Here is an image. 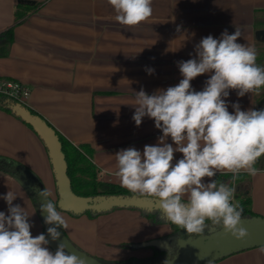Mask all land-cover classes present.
Masks as SVG:
<instances>
[{
  "label": "crops",
  "instance_id": "1",
  "mask_svg": "<svg viewBox=\"0 0 264 264\" xmlns=\"http://www.w3.org/2000/svg\"><path fill=\"white\" fill-rule=\"evenodd\" d=\"M16 1L0 0V31L13 24ZM152 8L146 21L128 27L115 20L116 13L107 0H47L16 26L9 53L0 56V77L28 85L29 108L73 144L91 147L102 181L120 184L116 176L118 151L134 147L143 152L145 145L158 143L162 132L153 119L145 116L140 126L133 120L136 92L143 89L151 95L177 85L183 79L177 62L196 58L195 45L202 38L212 35L219 39L224 30L232 34L239 28L238 43L254 47L257 55L264 49V38L256 37V31L264 28V0H152ZM147 68L154 73L149 75ZM210 75L193 79L192 88L203 90ZM261 90L243 97L237 90H229L225 98L229 112H234L233 103H239L244 111L257 110ZM166 142L173 143L170 137ZM181 158V153H174L173 163ZM0 159L29 169L51 192L50 197L57 199L55 176L43 141L17 115L2 108ZM3 167L0 197L12 191L17 196L13 205L19 204L30 215L32 235L45 234L40 204ZM260 170L257 176H250L249 184L252 208L264 216V169ZM0 211L8 214L2 198ZM59 212L74 243L106 260L145 256L154 249L139 246L140 242L172 233L170 224L149 225L137 209L118 208L95 218ZM262 249L264 246L241 251L213 264H264Z\"/></svg>",
  "mask_w": 264,
  "mask_h": 264
},
{
  "label": "clouds",
  "instance_id": "2",
  "mask_svg": "<svg viewBox=\"0 0 264 264\" xmlns=\"http://www.w3.org/2000/svg\"><path fill=\"white\" fill-rule=\"evenodd\" d=\"M107 3L123 26H139L153 13L152 0ZM240 37V29L235 28L232 34L224 30L219 39L202 38L195 45L196 58L177 62L183 77L177 85L151 95L143 89L136 92L135 124L140 126L147 116L162 135L156 145H145L143 152L129 147L115 154L121 187L138 198H155L166 221L196 236L217 228L237 240L249 235L242 226L244 209L234 201L235 188L215 179L204 181L218 172L232 173L235 180L242 171L253 177L261 171L255 165L264 156V109L244 111L233 103L234 112H229L225 99L229 90L243 97L264 87L257 51L238 43ZM146 71L151 75L155 70ZM205 73L211 75L203 90H194L191 81ZM169 137L173 143L166 142ZM176 152L182 158L173 163ZM33 191L42 198L44 223L53 225L47 236L59 240L58 228H68L66 219L48 199L50 191L35 187ZM0 198L8 205L7 215L0 211V264H85L83 258L67 252L62 241L53 252L44 233L33 236L30 215L19 204L13 205L17 196L12 191Z\"/></svg>",
  "mask_w": 264,
  "mask_h": 264
},
{
  "label": "water",
  "instance_id": "3",
  "mask_svg": "<svg viewBox=\"0 0 264 264\" xmlns=\"http://www.w3.org/2000/svg\"><path fill=\"white\" fill-rule=\"evenodd\" d=\"M256 37L258 39L264 38V28L256 31ZM9 107L15 115L31 125L46 146L57 187V199L53 200L50 196L48 199L57 205L58 211L62 210L76 215H82L87 211L106 213L116 208H136L149 212L160 211L159 202L155 198H138L134 194H99L95 196L76 194L68 175V163L63 150V143L55 127L42 115L33 112L26 104L10 100ZM18 181L25 189L35 193L41 205L42 198L33 191V188L43 190L36 186V182H30L28 179L26 181L18 179ZM44 215L40 210L45 235L54 252L57 245L62 241L66 245V251L83 258L85 264H109L74 243L63 227L58 228L61 233L60 239L52 241L50 236H47V228L53 225L44 223ZM242 226L249 233L242 240H237L230 233L225 234L222 228H217L216 230H206L203 236L185 235L181 232L172 237L157 238L138 244L139 246L158 248L164 253L171 251L173 255L157 262L137 261L136 263L165 264L167 260L168 264H213L232 254L264 246L263 215L242 216Z\"/></svg>",
  "mask_w": 264,
  "mask_h": 264
},
{
  "label": "trees",
  "instance_id": "4",
  "mask_svg": "<svg viewBox=\"0 0 264 264\" xmlns=\"http://www.w3.org/2000/svg\"><path fill=\"white\" fill-rule=\"evenodd\" d=\"M46 1L47 0H17L16 1L15 19L13 24L5 28L4 30L0 31V56H6L9 53L10 47L15 39L16 26L21 24L25 20L29 11L38 9ZM257 64L261 67H264V49H262L257 55ZM4 80H13V79L0 77V82ZM263 88L264 87H262L261 89ZM10 100H14V99L3 93H0V108L12 112L11 108L9 107ZM26 124L29 127H31V125H29L28 123ZM58 134L63 143V150L66 154V160L68 163V175L71 179L72 188L76 194L82 196H95L99 194H130V195L133 194L129 192L126 188L121 187V185L118 183H114L111 181H102L98 179L97 166L92 161L93 150L88 144L75 145L67 138H65L60 132H58ZM3 164L5 166L2 168L4 171L16 176L18 179H22L23 181H26L28 179L30 182L32 181L36 182V186L38 188L42 190L45 189L40 179L23 165H19L15 162L8 163L0 159V166H2ZM255 167L257 169H264V156H262L258 160ZM214 179L217 181V184L227 183L229 187L235 188L234 201L239 202L240 205L243 207L244 209L243 216L257 215V213L252 208V198L250 194V184H249L250 175H248L247 173H239L237 178L233 180L232 173L222 172V173H217ZM246 181H248V183ZM30 193L39 204L35 193L33 192ZM131 209H136V208H131ZM137 210H139L142 213V215L146 217V219L150 222L151 225L170 224L172 228V233L164 237H172L173 235H177V234L179 235L181 232L185 231L181 228H178L175 225H172L170 222L166 221L163 217V213L159 210L152 212L140 210V209ZM102 213L87 211L84 214L88 215L90 218H95L96 216ZM71 214L76 215L73 213ZM206 223L210 224L211 221H206ZM153 249L155 252L160 251L158 248L155 247ZM126 260L140 261V259L133 256L129 257Z\"/></svg>",
  "mask_w": 264,
  "mask_h": 264
},
{
  "label": "rangeland",
  "instance_id": "5",
  "mask_svg": "<svg viewBox=\"0 0 264 264\" xmlns=\"http://www.w3.org/2000/svg\"><path fill=\"white\" fill-rule=\"evenodd\" d=\"M258 94L260 95V97L257 98V102H258L257 105L261 104V102L264 99L263 98L264 97V88ZM147 222L150 225V222L148 220H147ZM165 227H166L167 230L170 229V228H168L167 225H165ZM182 233L185 234V235L188 234L186 231H183ZM159 238H161V237H159ZM140 243H144V242H140ZM151 248L153 249L154 247H150V249ZM139 255L140 256H138V255L135 256L134 255L133 257H136V258L140 259V261L143 260V261H147V262H157L158 260L165 259L166 257H171L173 255V252L168 251V252L164 253L163 251L155 252L154 250H152V252L147 253L145 256H144V254L143 255L139 254ZM95 256L100 258L103 262L109 263V264H138V263H136L137 261H127L126 259H128L129 257L128 258H124V259L120 258L118 260H106L105 258L101 257V254H98V255H95Z\"/></svg>",
  "mask_w": 264,
  "mask_h": 264
},
{
  "label": "built area",
  "instance_id": "6",
  "mask_svg": "<svg viewBox=\"0 0 264 264\" xmlns=\"http://www.w3.org/2000/svg\"><path fill=\"white\" fill-rule=\"evenodd\" d=\"M0 93H3L15 101L26 104L31 89L28 85L17 80H4L0 82Z\"/></svg>",
  "mask_w": 264,
  "mask_h": 264
},
{
  "label": "flooded vegetation",
  "instance_id": "7",
  "mask_svg": "<svg viewBox=\"0 0 264 264\" xmlns=\"http://www.w3.org/2000/svg\"><path fill=\"white\" fill-rule=\"evenodd\" d=\"M264 109V100L261 102V104L257 105V110Z\"/></svg>",
  "mask_w": 264,
  "mask_h": 264
}]
</instances>
